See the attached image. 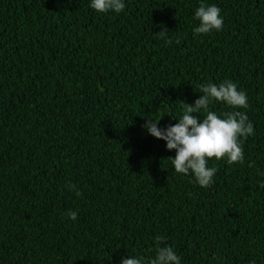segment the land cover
<instances>
[{
    "label": "trees",
    "instance_id": "16d2710c",
    "mask_svg": "<svg viewBox=\"0 0 264 264\" xmlns=\"http://www.w3.org/2000/svg\"><path fill=\"white\" fill-rule=\"evenodd\" d=\"M124 2L0 0V264L149 260L156 236L181 264H264V0ZM201 3L221 9V31L194 34ZM225 80L249 106L210 110L245 113L254 135L242 164L208 161L203 188L143 126L175 125L177 101Z\"/></svg>",
    "mask_w": 264,
    "mask_h": 264
},
{
    "label": "clouds",
    "instance_id": "9594fccd",
    "mask_svg": "<svg viewBox=\"0 0 264 264\" xmlns=\"http://www.w3.org/2000/svg\"><path fill=\"white\" fill-rule=\"evenodd\" d=\"M90 7L98 13L115 12L121 13L125 10L124 0H91ZM195 19L199 26L193 29L195 35H207L212 31H221L224 20L221 16V9L216 5H201L195 11ZM163 27V26H161ZM169 30H163L155 36L165 37ZM168 40L167 43H171ZM179 43V41H177ZM202 94L194 105H189L183 101H177L182 106L183 114L175 125H169L162 129L158 125L161 121L146 119L145 130L156 139L166 142L167 150H175V158L171 159L176 173L189 175L194 174L196 183L203 188H208L214 183V176L218 169L208 167V161L226 159L228 164L243 163L244 150L241 138L247 139L254 135V125L248 116L241 111H225L218 115L210 110V105L214 102L226 104L232 109L248 108V98L244 91L238 90L236 83L225 80L219 85L208 82L200 86ZM167 111V106L162 104L158 111ZM203 112L205 116L200 118ZM172 115V114H168ZM176 118V117H175ZM177 119V118H176ZM70 191H75L79 197L82 193L76 189L75 185H66ZM264 188V183H261ZM67 216L76 221L78 213L68 210ZM154 258L146 260L143 256H130L122 259L121 264H181L180 257L173 247L166 243L163 236L155 237Z\"/></svg>",
    "mask_w": 264,
    "mask_h": 264
}]
</instances>
